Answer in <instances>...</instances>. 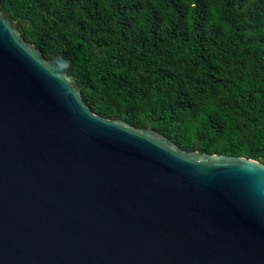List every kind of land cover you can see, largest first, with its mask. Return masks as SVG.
I'll use <instances>...</instances> for the list:
<instances>
[{
  "label": "water",
  "instance_id": "1",
  "mask_svg": "<svg viewBox=\"0 0 264 264\" xmlns=\"http://www.w3.org/2000/svg\"><path fill=\"white\" fill-rule=\"evenodd\" d=\"M0 5V264H264V162L92 110Z\"/></svg>",
  "mask_w": 264,
  "mask_h": 264
},
{
  "label": "trees",
  "instance_id": "2",
  "mask_svg": "<svg viewBox=\"0 0 264 264\" xmlns=\"http://www.w3.org/2000/svg\"><path fill=\"white\" fill-rule=\"evenodd\" d=\"M92 110L264 162V0H0Z\"/></svg>",
  "mask_w": 264,
  "mask_h": 264
}]
</instances>
